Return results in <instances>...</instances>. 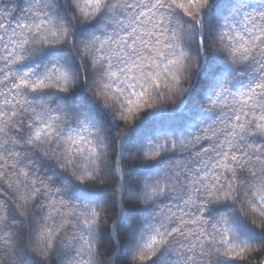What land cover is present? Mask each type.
<instances>
[{
    "label": "snow or ice",
    "instance_id": "1",
    "mask_svg": "<svg viewBox=\"0 0 264 264\" xmlns=\"http://www.w3.org/2000/svg\"><path fill=\"white\" fill-rule=\"evenodd\" d=\"M125 226V264L264 247V0H0V264Z\"/></svg>",
    "mask_w": 264,
    "mask_h": 264
},
{
    "label": "trees",
    "instance_id": "2",
    "mask_svg": "<svg viewBox=\"0 0 264 264\" xmlns=\"http://www.w3.org/2000/svg\"><path fill=\"white\" fill-rule=\"evenodd\" d=\"M69 11H71V9H69ZM75 99L77 102H79L83 99V96L78 95ZM136 147V144H133L129 148L128 166L139 163V161H137L135 158ZM138 172L139 169L132 167L131 173L129 175V180L134 181ZM115 184H118V181L111 180L105 187L111 188ZM123 207H126L129 210L130 214L135 215V205L126 202ZM120 211V207H117L109 212V231L111 224L119 217ZM21 219H23V217H21ZM126 232L127 226H125L123 229H121L120 232L117 233L115 242L108 239V233L106 232L105 238L103 240L102 258L107 260L109 264H111L113 258L117 255L118 252L120 253L122 258L117 261V264H125L124 256L128 248ZM232 264H264V247L256 245L246 249L244 252L240 253L239 257H237L232 262Z\"/></svg>",
    "mask_w": 264,
    "mask_h": 264
}]
</instances>
